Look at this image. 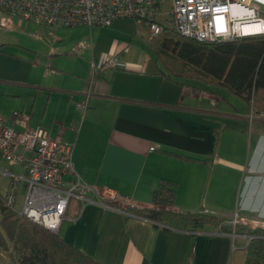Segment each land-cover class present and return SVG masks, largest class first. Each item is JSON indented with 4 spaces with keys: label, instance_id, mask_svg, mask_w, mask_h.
<instances>
[{
    "label": "crops",
    "instance_id": "1",
    "mask_svg": "<svg viewBox=\"0 0 264 264\" xmlns=\"http://www.w3.org/2000/svg\"><path fill=\"white\" fill-rule=\"evenodd\" d=\"M40 26L48 37L33 36L44 52L13 57L0 48V99L13 107L0 110L5 119L30 113L32 126L74 144V167L86 182L129 196L137 208L202 211L225 220L193 235L131 209L72 198L59 231L65 240L101 264H246L251 235L233 219L238 213L264 220V120L249 119L264 110L245 100L248 109L240 110L227 90L213 94L216 105L211 96L183 93L188 85L161 75L134 19ZM115 56L122 65L103 72L87 97L92 63ZM50 65L59 73L46 74ZM87 101L83 118L77 105ZM4 164L0 157L11 171H26ZM166 181L176 184V201L157 204L154 192Z\"/></svg>",
    "mask_w": 264,
    "mask_h": 264
},
{
    "label": "built area",
    "instance_id": "2",
    "mask_svg": "<svg viewBox=\"0 0 264 264\" xmlns=\"http://www.w3.org/2000/svg\"><path fill=\"white\" fill-rule=\"evenodd\" d=\"M0 11L50 27L110 26L119 19H134L139 25H148L145 33L148 39L161 35L166 25L201 42L264 36V0H0ZM11 27V19L0 14V28ZM121 65L117 56L107 58L101 65L92 63L87 97L92 95L103 72ZM52 73L59 71L52 65L46 67V74ZM183 93L211 96L215 105L220 100L191 86H184ZM77 108L84 118L88 101L79 103ZM31 117L30 113L14 112L8 121L0 116V157L5 164L21 165L26 170L20 174L0 165V177H10L7 192L10 205L16 207L20 186L24 184L23 204L18 210L21 215L58 233L72 198L122 212L137 208L129 196L111 187L97 188L86 182L74 167V144L61 135H51L42 126H32ZM256 118L264 120V111L250 113L251 122ZM233 224L264 229V220L238 213Z\"/></svg>",
    "mask_w": 264,
    "mask_h": 264
},
{
    "label": "trees",
    "instance_id": "3",
    "mask_svg": "<svg viewBox=\"0 0 264 264\" xmlns=\"http://www.w3.org/2000/svg\"><path fill=\"white\" fill-rule=\"evenodd\" d=\"M146 33L147 24H140ZM150 48L167 80L196 90L219 94L227 90L264 110V36L243 37L230 41L201 42L185 37L172 26L149 39ZM175 183L166 181L154 192L157 204H174ZM136 216L194 234L208 225H222L224 218L199 212H173L157 208H132ZM0 248L7 251L13 264H101L69 243L63 235L21 215L0 191ZM224 230L229 231L230 228ZM241 232L253 238L246 246V264H264V230ZM193 255L189 250V258Z\"/></svg>",
    "mask_w": 264,
    "mask_h": 264
},
{
    "label": "rangeland",
    "instance_id": "4",
    "mask_svg": "<svg viewBox=\"0 0 264 264\" xmlns=\"http://www.w3.org/2000/svg\"><path fill=\"white\" fill-rule=\"evenodd\" d=\"M0 14L5 15L6 17L10 18L12 21L11 28H0V48L3 49V52H7L8 55L13 56V57L14 56H28L29 57L31 54H35V52L37 51L44 52V51L39 50L41 48L36 47L37 45H39V41H37L33 35L41 34V35L48 37L47 29H46V34H45L41 30L42 26L15 13L7 12V11L5 12L0 11ZM42 28H45V27H42ZM0 89H3V88L0 86ZM226 93H229V92L227 91ZM0 96H1V92H0ZM232 98H233L232 99L233 103L234 101H237L236 107H238L240 110L248 109L247 102H245L244 100L240 98L235 97L234 95H232ZM12 108L13 107L8 102L4 104L0 99V110L10 112ZM251 109H252V103H251ZM14 112H20V111H14ZM0 116L6 118V116L2 112H0ZM255 127L256 126H254L253 129H255ZM246 133H247V137L249 138L250 133L249 132H246ZM9 182H10V179H8L7 177L0 178V191L1 192L7 193L9 191ZM24 194H25V187H24V184L22 183L20 186L19 199L16 203V208L18 210L21 209L22 207ZM0 219H1V214H0ZM0 264H13L8 252L1 248H0Z\"/></svg>",
    "mask_w": 264,
    "mask_h": 264
}]
</instances>
